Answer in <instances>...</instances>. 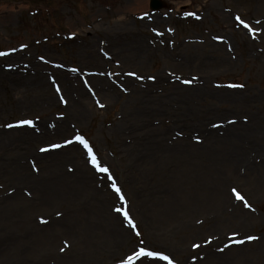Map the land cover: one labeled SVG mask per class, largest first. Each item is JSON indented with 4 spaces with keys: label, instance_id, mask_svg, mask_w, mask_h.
<instances>
[{
    "label": "rangeland",
    "instance_id": "1",
    "mask_svg": "<svg viewBox=\"0 0 264 264\" xmlns=\"http://www.w3.org/2000/svg\"><path fill=\"white\" fill-rule=\"evenodd\" d=\"M165 1L0 0V264H264V0Z\"/></svg>",
    "mask_w": 264,
    "mask_h": 264
},
{
    "label": "snow or ice",
    "instance_id": "2",
    "mask_svg": "<svg viewBox=\"0 0 264 264\" xmlns=\"http://www.w3.org/2000/svg\"><path fill=\"white\" fill-rule=\"evenodd\" d=\"M194 15V14H193ZM236 20H238L240 22L241 25H244V27L249 28L250 31H252L253 34L256 33V31H258V29H253L251 28V26L247 23H245V21L243 19H241L240 16H236ZM259 23V22H257ZM73 35H75V33H73ZM0 55H5V53H0ZM41 59H43V57H41ZM132 75H135V73H132ZM141 79H143V77H141ZM150 79H155V77H150ZM185 83H191L192 81L188 80V81H184ZM232 87H244V85H232ZM57 91H60L59 86L57 85L56 88ZM245 119H247V117H245ZM19 125H34V121L33 120H28V119H23L18 121ZM14 125L9 124L7 125V127H13ZM75 139L77 141H79L81 144H83V146L87 149L88 154L91 157V163L94 165L95 168H97L99 171L105 172V173H109V169L107 166L101 167L100 161L98 160L95 152L93 151L92 147L89 144V141L86 140L83 136H76ZM65 143H71V141L66 140ZM62 145L60 144H51L49 145V148H59ZM49 148H42L40 149V151L42 152H47L49 150ZM111 178V177H110ZM113 189L115 190V192L119 195V198L121 200H125L124 194L121 190V188L115 183L114 178H113V184H112ZM232 191L234 193H236V196L238 199L244 201L245 206L246 207H251V205H249L247 203V201L244 199L243 196H241L236 189H232ZM126 203V200H125ZM117 211H120L123 213V216L125 217V219L127 220L128 224L131 226V228L136 230V235L139 236L140 232L137 229V225L135 223V221L132 219V217L129 215V213L124 210L123 208L121 209H117ZM59 215V213H58ZM46 222V221H43ZM234 235H238V234H234ZM245 240H255L258 239V237L255 236H246L244 238ZM210 241H205V243H208ZM238 243H244V240H240L237 241ZM141 243H143V241H141ZM65 244L67 245V242L65 241ZM194 248H199L200 245L198 244H193ZM65 249L62 248L61 251H64ZM147 258H152L151 261H149V264H152L153 261L156 260H164L167 261L168 264H175V261H173L171 259V257H169L168 255L164 254V252L162 251H157V250H152L151 248L147 247V246H141L138 249H135L132 251V253L130 255L127 256L126 259H121L120 264H144L145 259Z\"/></svg>",
    "mask_w": 264,
    "mask_h": 264
},
{
    "label": "water",
    "instance_id": "3",
    "mask_svg": "<svg viewBox=\"0 0 264 264\" xmlns=\"http://www.w3.org/2000/svg\"><path fill=\"white\" fill-rule=\"evenodd\" d=\"M164 6H166V4L163 2V0H151V7L153 9H160Z\"/></svg>",
    "mask_w": 264,
    "mask_h": 264
},
{
    "label": "bare ground",
    "instance_id": "4",
    "mask_svg": "<svg viewBox=\"0 0 264 264\" xmlns=\"http://www.w3.org/2000/svg\"><path fill=\"white\" fill-rule=\"evenodd\" d=\"M164 196H166V195H164ZM165 198L166 197H163L161 200H160V202L162 203L164 200H165ZM160 262L159 261H156L154 264H159ZM160 264H162V263H160Z\"/></svg>",
    "mask_w": 264,
    "mask_h": 264
}]
</instances>
